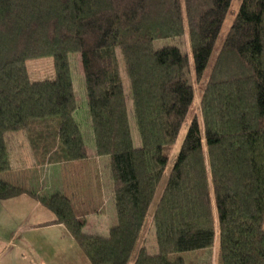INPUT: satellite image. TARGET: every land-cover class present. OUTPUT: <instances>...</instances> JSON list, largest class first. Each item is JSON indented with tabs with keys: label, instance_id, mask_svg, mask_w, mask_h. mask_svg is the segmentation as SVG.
<instances>
[{
	"label": "trees",
	"instance_id": "trees-1",
	"mask_svg": "<svg viewBox=\"0 0 264 264\" xmlns=\"http://www.w3.org/2000/svg\"><path fill=\"white\" fill-rule=\"evenodd\" d=\"M231 4L0 0V136L25 132L40 164L91 158L73 116L68 56L78 53L93 153L108 161L116 223L106 236L86 234L70 196L1 177L0 200L34 198L88 264H129L132 256L131 264H187L178 254L209 248L216 235L221 264H264V0H240L217 47ZM185 33L189 54L154 47ZM46 57L55 111L39 116L25 61ZM192 79L200 85L201 123L191 119L169 166L168 149L194 98ZM3 141L0 171L9 167ZM148 224L153 251L144 241Z\"/></svg>",
	"mask_w": 264,
	"mask_h": 264
},
{
	"label": "rangeland",
	"instance_id": "rangeland-1",
	"mask_svg": "<svg viewBox=\"0 0 264 264\" xmlns=\"http://www.w3.org/2000/svg\"><path fill=\"white\" fill-rule=\"evenodd\" d=\"M239 3L240 0H232L227 19H225L222 23H219V34L216 43L217 47L224 39L223 36L225 31L229 22L234 17ZM154 44L155 48L166 44L175 45L182 53H190L186 33L177 38L157 40ZM68 59L70 62V75L74 86L76 103V111L73 116L79 126L86 150L88 152V157L91 158L83 162L40 164L36 161L32 152L31 155L28 156L26 149L20 150L19 144H21L23 140L27 139L25 132L19 131L6 133L0 136V139L4 140L1 142V145H6V147L4 145L7 152L5 159L6 165H9L8 168L6 167L2 169L4 172L3 178L20 186L38 190L40 193H50L54 191L64 192L72 198L73 206L78 217H84L86 220L83 231L86 234L99 233L106 236L109 234L108 229H110L113 225L115 226L116 223L115 211L112 202V181L109 175L108 161L105 157L94 156L93 153L92 132L87 114L80 55L78 53H71L68 56ZM25 67L29 74L30 86L35 99L38 115L47 116L54 114V83L51 58L46 57L26 60ZM121 70H123V67H121ZM191 83L194 87V98L176 142L168 149L167 153L169 156V166H171L175 156L177 155L179 144L191 119L195 117L201 123L199 109V99L201 94L200 85L193 79L191 80ZM128 107V112L131 116L130 102H128ZM130 126L134 143L138 144L134 121L131 117ZM17 144L19 145L18 148L20 152H24V157L12 152L16 150L15 148L17 147ZM0 159H2V161H0L1 164L3 163L2 166L4 167V158L1 157ZM10 167H13V169H9ZM165 177L166 175H164L162 183L156 193L155 201L160 193ZM23 195L31 197L27 194H21L19 196ZM32 199L39 204V202L34 198ZM40 206L43 207L42 205ZM43 208L41 209L44 210ZM7 209L9 212L13 211V208ZM152 210L153 206L151 207L149 215H151ZM45 212L50 216L52 215L49 210H45ZM35 218H39V216H33L31 220H36ZM4 231L6 230L3 229V232ZM31 234H35L33 235L35 236L34 240L38 238L40 239L41 237L38 233ZM42 234L45 237V245L43 242L42 245H40L41 242L38 240H35L38 244L34 241H28L27 236L23 234V231H18L13 238L9 237L4 243H2V249L0 251L2 252L0 255L2 258H0V264H74L75 260L78 264H83L82 261L84 257L82 256V258L80 256L81 251L78 248L79 252H77L75 248H72L71 250H68L69 252L67 254H63L67 249L65 240L57 245L52 240L54 234L53 232L50 230H44ZM144 237V241H146L145 246L148 250L153 251L154 238L153 230L150 224L146 226ZM8 241H11L13 245L7 244ZM218 243V236L216 235L215 241L211 247L183 252L178 255L184 257L187 264H221ZM60 244L64 246L63 248L60 247L58 252L57 250ZM70 251L72 254H70ZM59 253L61 254L60 256H58ZM45 255L46 258L44 260L40 258V256L45 257ZM66 256L71 261L73 260V263L66 259ZM132 260L133 256L131 257L129 264H131Z\"/></svg>",
	"mask_w": 264,
	"mask_h": 264
},
{
	"label": "crops",
	"instance_id": "crops-1",
	"mask_svg": "<svg viewBox=\"0 0 264 264\" xmlns=\"http://www.w3.org/2000/svg\"><path fill=\"white\" fill-rule=\"evenodd\" d=\"M21 136V135H20ZM20 142V141H19ZM18 142V144H19ZM15 148L16 150L12 151L13 153L19 154L23 156V153L20 152V150H25L28 152V156L31 155V150L28 145L27 139L23 140L20 145V150L18 148V145ZM20 152V153H19ZM24 157V156H23ZM9 169H13V167H10ZM6 173V172H5ZM4 172L0 171V177L3 178ZM11 182V181H10ZM7 208H13V211H8ZM41 207L38 203H36L31 197L28 196H19L16 198H11L7 200H0V251L2 249V243H4L9 237L13 238L15 234L18 233V231H23V234L27 236L28 241H34L38 240L40 245H42V242L45 245V237L42 234L44 230H50L53 232V241L55 244H59L65 240L66 243V251L63 254H67L69 249L71 250L72 248H75L78 251V247L70 234L67 232V230L61 225V224H54L52 223V220L54 219L53 214L50 216L48 213L45 212L48 211L47 209L43 208L42 210ZM39 216V218H35L36 220H31L32 217ZM110 228V227H109ZM3 229L6 230L3 232ZM109 230V229H108ZM31 233H38L41 237L40 239H35ZM30 234V235H29ZM38 244V242H36ZM7 244H11V241H8ZM64 245L60 244L58 247V252L60 250V247L63 248ZM78 248V249H77ZM41 250V249H40ZM2 252H0V255ZM56 254V253H54ZM53 254V255H54ZM70 254L71 251H70ZM61 254L59 253L58 256ZM82 257V253L80 254ZM84 257V256H83ZM82 257V258H83ZM0 258H2L0 256ZM41 259H45L44 256H40ZM66 259H68L70 262L73 263V260L71 261L67 256ZM83 264H88L86 258L84 257L83 259ZM74 264H78V262L75 260Z\"/></svg>",
	"mask_w": 264,
	"mask_h": 264
}]
</instances>
